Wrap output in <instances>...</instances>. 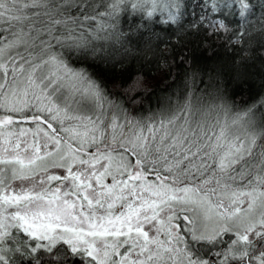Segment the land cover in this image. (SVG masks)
<instances>
[{
    "label": "snow or ice",
    "instance_id": "6c2138e0",
    "mask_svg": "<svg viewBox=\"0 0 264 264\" xmlns=\"http://www.w3.org/2000/svg\"><path fill=\"white\" fill-rule=\"evenodd\" d=\"M214 39L264 52V0H0V264H264V96L89 70Z\"/></svg>",
    "mask_w": 264,
    "mask_h": 264
},
{
    "label": "trees",
    "instance_id": "16d2710c",
    "mask_svg": "<svg viewBox=\"0 0 264 264\" xmlns=\"http://www.w3.org/2000/svg\"><path fill=\"white\" fill-rule=\"evenodd\" d=\"M120 26L125 31L132 28V17L121 14ZM163 51L168 52L169 49L164 48ZM173 55L176 56L175 61L167 57L168 64L165 66L160 62L158 53L145 55L136 51L122 63L89 61V70L95 73L113 94H130V81L139 79L143 74V87L139 90L144 96V102L128 106L144 116L157 110L167 97L179 95L185 81L188 82L189 88L199 89L197 96L204 95L207 88L215 99L218 88L228 104L237 109L264 96V52H258L253 59H249L247 53L241 54L238 48L230 47L226 41L214 39L211 47H174ZM79 66L77 64V67ZM193 69L199 70L194 83L191 76ZM210 76L213 77L211 88L208 87ZM201 79L204 83L200 82ZM205 100H208L207 96ZM216 103L220 101L217 99Z\"/></svg>",
    "mask_w": 264,
    "mask_h": 264
}]
</instances>
